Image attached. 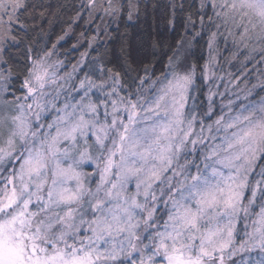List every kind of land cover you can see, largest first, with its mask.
<instances>
[{
    "label": "snow or ice",
    "instance_id": "1",
    "mask_svg": "<svg viewBox=\"0 0 264 264\" xmlns=\"http://www.w3.org/2000/svg\"><path fill=\"white\" fill-rule=\"evenodd\" d=\"M0 264H264V0H0Z\"/></svg>",
    "mask_w": 264,
    "mask_h": 264
},
{
    "label": "trees",
    "instance_id": "2",
    "mask_svg": "<svg viewBox=\"0 0 264 264\" xmlns=\"http://www.w3.org/2000/svg\"><path fill=\"white\" fill-rule=\"evenodd\" d=\"M37 2H39V0H37ZM43 3L48 4L51 3L52 4V10L56 9V5L60 4V5H68L71 6V4L73 3V0H42ZM147 2L149 5V12L151 11V4H152V0H141V3H145ZM71 15V11H70V7L68 11H64L61 12L60 16L58 19H55L54 22L50 25L48 23V21H44L43 24V29H44V33H47V35H44L43 33L41 34V42H48L49 47L51 46L52 43H54L57 40V37L59 35L62 34V28H64L65 26L63 25V21L65 19L68 18V16ZM49 19H53V17L49 16ZM77 32H79V29H77ZM50 36V39H49ZM74 40H70L68 43L63 44L62 46L58 47L57 50L58 52L61 54L60 55V59H64V55L63 53L67 50L70 49L72 44L74 43ZM80 53L79 52H72L69 54V59H73V58H79ZM74 62V59H73ZM71 65V64H69ZM226 70H227V65L225 66ZM231 71L233 72H239L240 71V65L237 64L233 69H231ZM253 83H255V80L253 81ZM241 87H243V84L241 85Z\"/></svg>",
    "mask_w": 264,
    "mask_h": 264
},
{
    "label": "rangeland",
    "instance_id": "3",
    "mask_svg": "<svg viewBox=\"0 0 264 264\" xmlns=\"http://www.w3.org/2000/svg\"><path fill=\"white\" fill-rule=\"evenodd\" d=\"M57 52H58V50H57ZM58 53H59V52H58ZM70 68H71V65H69V69H70ZM259 256H260V253H259L258 251H253V252L251 253V257H252V259H253L254 261L257 260V259H259ZM236 259L239 261V260H240V257L237 256ZM244 259H245V260L248 259V255H247V254L244 255Z\"/></svg>",
    "mask_w": 264,
    "mask_h": 264
}]
</instances>
